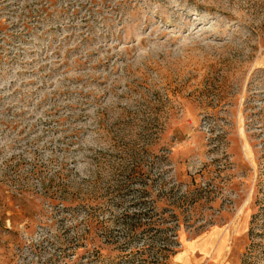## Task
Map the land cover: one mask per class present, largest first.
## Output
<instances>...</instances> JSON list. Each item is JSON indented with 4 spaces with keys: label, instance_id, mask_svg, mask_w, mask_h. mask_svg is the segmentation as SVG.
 I'll return each mask as SVG.
<instances>
[{
    "label": "rangeland",
    "instance_id": "rangeland-1",
    "mask_svg": "<svg viewBox=\"0 0 264 264\" xmlns=\"http://www.w3.org/2000/svg\"><path fill=\"white\" fill-rule=\"evenodd\" d=\"M0 264H264V0H0Z\"/></svg>",
    "mask_w": 264,
    "mask_h": 264
},
{
    "label": "crops",
    "instance_id": "crops-1",
    "mask_svg": "<svg viewBox=\"0 0 264 264\" xmlns=\"http://www.w3.org/2000/svg\"><path fill=\"white\" fill-rule=\"evenodd\" d=\"M222 237V236H221ZM221 237H219V239L221 238ZM226 241V240H225ZM225 241L224 242H222V243H225Z\"/></svg>",
    "mask_w": 264,
    "mask_h": 264
}]
</instances>
